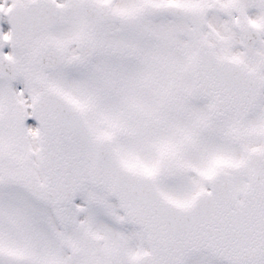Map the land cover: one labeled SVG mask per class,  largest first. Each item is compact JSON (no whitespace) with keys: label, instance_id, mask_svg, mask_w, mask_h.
<instances>
[{"label":"snow or ice","instance_id":"1","mask_svg":"<svg viewBox=\"0 0 264 264\" xmlns=\"http://www.w3.org/2000/svg\"><path fill=\"white\" fill-rule=\"evenodd\" d=\"M0 264H264V0H0Z\"/></svg>","mask_w":264,"mask_h":264}]
</instances>
